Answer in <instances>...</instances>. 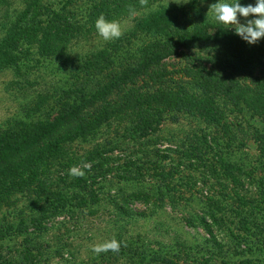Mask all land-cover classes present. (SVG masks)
Here are the masks:
<instances>
[{
    "label": "trees",
    "instance_id": "obj_1",
    "mask_svg": "<svg viewBox=\"0 0 264 264\" xmlns=\"http://www.w3.org/2000/svg\"><path fill=\"white\" fill-rule=\"evenodd\" d=\"M157 1L148 0L145 7ZM6 6L10 8V1L0 0V69L19 72L20 67L44 60L66 74L67 83L53 86L49 94H38L43 104L37 101V106L57 97L46 117L35 113L37 106L32 104L23 119L14 120L0 132V210L4 204L12 206L2 215L4 221L0 219V242L29 226L40 227L37 222L51 214L70 209L73 217L75 210L97 201L91 186L111 169L107 166L100 175L85 172L82 177L70 175L69 170L93 157L112 161L115 148L104 151L110 153L106 157L96 146L85 156H72L65 154L64 146L75 139L87 141L100 128L115 125L128 145L136 144L140 151L142 145L151 148L143 149L147 156L142 161L127 156L117 163L118 173L112 176L152 182L154 191L138 200L155 209L172 204L176 192L193 188L195 177L188 173L196 171L198 182L211 192L195 196L201 207L184 218L188 226L200 227L209 237L198 228L187 230L192 236L187 246L186 241L165 243L155 236L126 240L119 233L114 237L121 242L119 253L109 251L107 259L100 255L94 264H118L119 259L121 264H264V159H259L264 157V42L248 44L233 28L204 19L201 8L191 1L197 20L188 16L184 22L187 11H182V4L170 9L155 6L134 18L132 26L113 40L116 43L72 56L67 45L81 35L84 23L94 26L100 14L109 20L122 19L130 8L141 7L139 0H58L39 9L32 0L18 13ZM82 6L81 16L88 18L83 23L77 17ZM124 42L132 45L130 49L122 47ZM22 43L36 48L35 59ZM192 48L194 57L184 52ZM173 56L184 64L169 71L164 59ZM72 100L82 105L72 109ZM229 113H247L248 117L244 123L242 117H229L218 125L222 129L216 134L199 128L188 148L156 146L163 139L158 132L164 121L178 122L184 114L209 125ZM52 115L55 121L48 127L46 119ZM254 120L260 124L258 128L248 124ZM247 131L249 145L242 139ZM50 167L59 174L52 176ZM75 189L90 194L74 193ZM28 213L30 224L25 223ZM130 215L148 218L152 214L147 209H130ZM214 231H224L222 239ZM54 244V249L48 245L46 249L52 251L51 258L70 262L67 242ZM6 248L10 247L0 246V264L38 263L36 246L19 249L17 259L11 254L13 248ZM251 252L256 254L253 258L244 257Z\"/></svg>",
    "mask_w": 264,
    "mask_h": 264
},
{
    "label": "rangeland",
    "instance_id": "obj_2",
    "mask_svg": "<svg viewBox=\"0 0 264 264\" xmlns=\"http://www.w3.org/2000/svg\"><path fill=\"white\" fill-rule=\"evenodd\" d=\"M9 1L10 8L6 6V9H11V11L15 10L16 13H18L24 10L28 1L32 0ZM36 1L38 9L43 5L58 2V0ZM191 1H193L197 7L201 8V14L204 19L211 22H216L209 7L210 5L217 3L218 0H158L155 4L153 3L147 8L145 6H141L140 8L134 9L135 14L130 13L129 10L127 12L128 14L122 17V19L115 20H119L121 22L124 31L132 26V21L134 20V18H137L139 14L151 11L155 8V6L170 9V7H172V5L174 4H182L184 5V7L186 6V8L182 6V11H187V18L184 19V22L188 21V16L197 20L199 19V16L194 13V10L190 6ZM243 1H245V6L248 4L255 5L254 0H238L241 5ZM220 2L232 3L234 2V0H220ZM84 7L85 6L80 7L77 13V17L82 20V23L88 21L87 17L81 16ZM12 14L13 13H11V15ZM96 17L98 18L99 16ZM253 18L254 17L250 16L247 19ZM240 22L245 23V18L241 17ZM226 26L233 29H235L236 27L235 25ZM80 29L82 31L81 35L71 38L67 45L68 51H70V54L72 56L81 55L89 50L103 48L106 43L112 42L114 44L117 42L113 40L105 41L97 32L95 25H90L87 22L84 23L83 27ZM140 42L141 41H139L138 43ZM263 42L264 38H261L258 41V44H263ZM22 44L24 48H26L27 50L30 49V52H33V55H36V48H33L31 46L29 47L26 43ZM122 45V47H124L126 50L130 49L129 45L132 46L131 44H127V42H124V44ZM195 51L196 50L193 48L184 50L187 55L191 54L190 57L195 56V54H193ZM35 55L33 59H35ZM164 60L169 71H176L178 69H181V66L184 64V60H180L179 58H176L174 56L168 57ZM31 63L32 64H30V67H20L19 72L18 69L15 68L11 69L4 67L0 69V132L6 131L8 127L12 125V122L14 120L23 119L26 112L28 111L26 110L28 106L32 104L37 106V101H40L42 103L40 99L41 97L39 98L38 94H44L45 92L46 94H49L48 91H54L53 86H60L64 81H66L67 83L66 74H60V70H57L56 66L51 67L49 62H44L43 60L42 63ZM186 79L189 80V78ZM52 95L54 94L52 93ZM56 99L57 97H55L54 95V97L50 99L45 105H41L39 103V105L37 106L38 110L36 109L35 113L38 112V114H40L41 116L46 117L45 114L50 111V107L51 105H54L53 101ZM72 105V109H77L82 105V102L79 100H72ZM30 112L31 111H29L28 113ZM229 115L226 114L225 116H221L219 119L213 121L211 120V123L209 125L204 121L192 120L191 116L184 114L179 115L177 119L178 122L172 123L171 121H164L161 125V130L158 132L159 138L163 139L160 140L156 146L161 149H163L165 146L176 148L177 145H183L184 147L188 148L190 147L191 141L193 139L192 134L198 131L199 128L205 131L208 130L213 134H216L215 132H219V130L222 129L219 128L218 125H222L223 123H225L229 117H235V120H238V118L242 117L241 120L243 121V123L246 117H248L247 113H229ZM54 118L53 115L47 117L46 125L48 127L54 124ZM254 121H250L248 124L251 127L258 128L260 124L257 122V120ZM214 127H216V130L214 129ZM98 131L99 134L96 133L95 135L88 136L87 141L75 139L70 144L67 143L64 146V148L66 149L65 154L72 156H85L86 152H94L96 146L99 148V151L102 152L103 157H106L105 155H110V153L104 151H106L107 149L113 150L115 148L111 153L112 161H108L106 163L105 161L102 162L100 158L96 159V157H93V161H87L81 163L78 166L83 167V172H86L87 175H91L93 174V172H96L100 175V173L103 172L107 168V166L111 169L109 170V174L107 173L102 176H98L96 184H93L91 186L94 189L93 195L96 196L97 201L94 203H88L85 207H81L75 210V214L73 217L70 215V212H73V210L70 209L66 212H61L60 214H51L47 217H44L42 218V220L37 222V224H41L40 227L33 228L29 226L28 230H25L24 232L19 234L12 235L16 237H6L3 241L0 242V246H9L10 248H13L11 249V254L14 255L15 258L17 256V251H19V249H23L25 245L36 246L39 253V256H37V264H75L76 262L78 263L79 260L87 261L86 264H94L96 263V261H99L100 255H104V257L106 258L108 254L107 252H104L96 255L95 253H93L92 247L96 244L103 243L104 241L116 237L119 233V235H121V237L126 240L136 239L138 235H140V239L144 236H147L149 238L155 236L158 239H162L165 243L177 244L179 243V241H186L187 246L189 244V240L187 239L192 237L191 235L185 233V231L187 230L192 232L195 228H198V232L204 233L207 237H209V233L206 231L204 232V230L200 227L196 226L193 229V227L188 226L185 223L184 218V216H187L188 212L190 211H199L198 208H200L201 206H199L194 200L195 196L201 195V193H203L204 196H207L211 192V188L205 187L204 185H201L200 182H198L200 178L196 171L191 170L193 172L188 173L192 174L195 177L194 180L192 178V183H194L195 185L193 188L176 192L175 200L172 204L167 203L162 207L154 209L150 204H144L138 200L140 199V197H142L143 194L151 193L152 191H154L153 189H155V187L152 182L137 181L134 179H118L116 177H113L118 173V170H116V167L118 166L117 163L121 164L127 156L138 158L140 159V161H142L146 159L147 156V154L144 153V150H146L147 148L150 149L151 146L142 145V151H140L139 147L136 146V144H133L134 146L130 144L128 145L127 141H125L124 138L120 137L121 130H119L115 125H112L111 128L102 127ZM248 133L249 131H247V135L242 138L243 140H247L246 138L248 137ZM167 139H173V142H168ZM116 142H118L119 144H116ZM246 142L249 145V141L247 140ZM248 147L254 149L253 146ZM248 147L247 149L249 152ZM252 153H254L253 150ZM116 158H119V160H117ZM259 159L263 160L264 157ZM58 167L59 164L57 165L56 169ZM49 169L50 172L54 171L52 173V176H54L56 172L54 167H50ZM84 169H86L87 171ZM64 171L65 170H62L61 172L63 173ZM186 172L187 171L183 173L186 174ZM56 174H59V172H56ZM87 183H89V181H87ZM214 189L216 190V183ZM74 193L85 195L87 193L90 194V191L86 190L84 194L83 190L75 189ZM244 199L247 198H239V201H242ZM17 204L19 205V201L17 202ZM187 204L191 205L187 206ZM116 206H118L120 209L118 210ZM11 207L12 206L7 207V205L5 204L2 205V208L0 210L1 221H4L2 215L5 214ZM130 209H147V212L152 215L148 218H134L130 215ZM29 214L30 213L27 214V219L25 222L27 224H30L29 217L31 214ZM110 219L114 220L113 224H110V222H108ZM214 233L219 239H222V233L225 232L222 231L221 233L219 231H214ZM57 241H60L61 243L67 242V244L69 245V251L67 250V254L70 262H60L59 260H57V258H51L52 251L50 249L46 250L47 245L50 246L51 249H54V243H56ZM222 241L225 242L226 238H223ZM186 250L187 249H185L184 251ZM69 252H72V255ZM63 253H66L65 250L63 251ZM94 255L95 257H92ZM255 255V253L251 252V254H246L244 257H249L248 259H251ZM65 256L66 254L64 255V257ZM118 264H121V259L118 260Z\"/></svg>",
    "mask_w": 264,
    "mask_h": 264
},
{
    "label": "clouds",
    "instance_id": "obj_3",
    "mask_svg": "<svg viewBox=\"0 0 264 264\" xmlns=\"http://www.w3.org/2000/svg\"><path fill=\"white\" fill-rule=\"evenodd\" d=\"M141 6H147L148 0H139ZM214 19L224 25H235V33L248 44H255L261 38H264V0H255V5H241L238 0L232 3L220 2L210 5ZM130 13L135 14V10L130 8ZM253 19H247L248 17ZM245 18V23L240 22V18ZM95 28L99 35L105 40L119 39L123 35L122 24L119 20H108L103 14H100L95 21ZM70 175H84L82 170L73 167L69 170ZM121 242L114 237L103 243L92 247L93 253L99 255L104 252L119 253Z\"/></svg>",
    "mask_w": 264,
    "mask_h": 264
}]
</instances>
